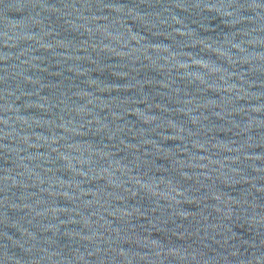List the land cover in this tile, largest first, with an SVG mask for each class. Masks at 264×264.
<instances>
[{
	"label": "water",
	"instance_id": "obj_1",
	"mask_svg": "<svg viewBox=\"0 0 264 264\" xmlns=\"http://www.w3.org/2000/svg\"><path fill=\"white\" fill-rule=\"evenodd\" d=\"M0 264H264V0H0Z\"/></svg>",
	"mask_w": 264,
	"mask_h": 264
}]
</instances>
